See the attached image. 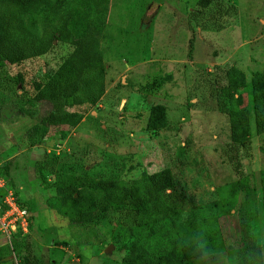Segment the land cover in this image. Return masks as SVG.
<instances>
[{
	"label": "rangeland",
	"instance_id": "1",
	"mask_svg": "<svg viewBox=\"0 0 264 264\" xmlns=\"http://www.w3.org/2000/svg\"><path fill=\"white\" fill-rule=\"evenodd\" d=\"M198 1L110 0L102 31L97 28L101 6L93 5L91 31L98 37L93 54L106 68L105 91L64 138L55 135V127L42 133L39 119L51 105L31 96L72 46L58 42L24 64L0 62V170L4 174L6 167L8 184L33 216L29 234L40 264H132L121 242L142 224L171 217L178 226L195 206L212 201L218 212L211 249L189 250L188 258L194 264H238L244 194L231 193L237 175L229 145L231 121L241 113L248 114L250 136L240 155L256 192L249 231L264 264V133L255 129L253 110L264 94V0H213L207 7ZM79 2L64 0L62 12L82 7ZM45 6L38 1L21 15L24 28L37 37ZM226 63L234 66L231 75L220 78L234 93L229 114L218 110L219 85L212 80H219L214 67ZM60 171L116 178L133 196L141 195L145 174L169 171L173 187L126 212L109 211L92 225L73 226L71 201L40 185ZM83 195L88 201L95 197L88 189ZM198 223H207L206 217ZM15 235L11 241L24 236ZM13 254L19 264L23 252Z\"/></svg>",
	"mask_w": 264,
	"mask_h": 264
},
{
	"label": "trees",
	"instance_id": "2",
	"mask_svg": "<svg viewBox=\"0 0 264 264\" xmlns=\"http://www.w3.org/2000/svg\"><path fill=\"white\" fill-rule=\"evenodd\" d=\"M38 1L46 2V6L40 19L42 33L37 37L24 28L21 15ZM212 1L199 0L198 4L207 7ZM109 2L110 0H80L79 4L82 7L75 5L64 14L62 12L64 0H58L55 4L47 0H0V62L4 61L11 65L24 64L48 53L58 42H66L72 46L68 56L31 96L33 102L47 100L51 105L50 110L39 119L42 133H47L50 127H55L57 129L55 135L59 134V138H64L69 128L81 122L88 107L96 104L103 96L106 68L93 54L98 37L91 31V12L95 8L93 5L101 6L102 16L97 28L102 31ZM56 19L58 22L53 24ZM193 46L194 37H191L188 57H192ZM214 69V73L219 76V80L212 78L219 85L214 95L216 104L221 113L229 114L228 101L233 98L234 93L228 87H224V82L222 83L220 78L231 75L234 66L226 63L216 65ZM18 83L21 87L24 86L22 74ZM223 88H226V92ZM253 110L255 129L257 133H264V94L255 100ZM249 136L248 114L241 113L231 121L229 145L232 152L229 161L237 175L236 180L231 183V193L243 191L244 194L238 210L239 230L243 243L238 264H263L262 250L249 231L256 192L249 175L245 173L240 155V149L249 146ZM2 168L4 174L1 170L0 173L8 180L7 169L4 166ZM53 168L54 164L50 163V170ZM169 173L160 171L145 174L143 191L139 196H133L131 189L116 178L94 177L86 171L82 173L60 171L56 173L54 180L42 179L40 185L43 189L54 188L59 199L71 201L72 209L68 214L70 225L89 226L109 211L126 212L143 204L147 198L172 188ZM84 189L94 193L95 197L88 201L83 195ZM262 189L264 190V182ZM4 193L5 190L1 189L0 201ZM16 199L25 207L17 196ZM215 205L216 202L212 201L195 206L190 215L178 226L171 217L142 224L133 238L121 242L128 252L125 260L132 264H194L188 258L189 250L195 249L199 254H206L211 249L210 241L214 236L212 223H215L214 216L217 211ZM25 208L29 211L27 207ZM202 215L206 217L207 223H198ZM32 218L30 213L29 231ZM15 236H20V233ZM19 240L20 242L12 241L11 246L8 244L0 246V264H15L13 254L15 250L23 252L17 261L19 264H40L32 252L29 232Z\"/></svg>",
	"mask_w": 264,
	"mask_h": 264
},
{
	"label": "built area",
	"instance_id": "3",
	"mask_svg": "<svg viewBox=\"0 0 264 264\" xmlns=\"http://www.w3.org/2000/svg\"><path fill=\"white\" fill-rule=\"evenodd\" d=\"M1 189H4L5 193L0 201V246L4 244L11 246L12 235L15 233L25 235L29 232L30 213L18 203L13 189L0 173Z\"/></svg>",
	"mask_w": 264,
	"mask_h": 264
}]
</instances>
